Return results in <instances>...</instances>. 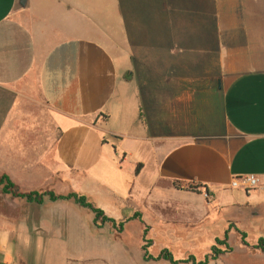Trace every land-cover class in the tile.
<instances>
[{"label": "crops", "instance_id": "obj_1", "mask_svg": "<svg viewBox=\"0 0 264 264\" xmlns=\"http://www.w3.org/2000/svg\"><path fill=\"white\" fill-rule=\"evenodd\" d=\"M162 1L157 18L162 34L154 48L143 41L140 52L127 50L129 40L139 39L132 29L120 28L140 20L132 8L123 11L119 0H0V170L12 178L14 170L46 168L43 160L55 149L59 162L76 167L72 156L83 138L117 116L107 113L106 105L127 107L129 100H114L120 82L141 79V100L130 102L135 101L142 128L154 134L146 141L154 149L155 186L171 196L144 195L127 218L141 214L142 219L127 224L140 221L150 234L145 209L165 222L164 210L190 214L203 202L209 225L225 224L223 233L243 232L242 222L252 228L255 240L247 241L243 232L251 247L241 243L240 250L264 264V252L255 249L264 245V0H204L209 17L192 34L179 26L180 3ZM124 57L131 65L122 72L118 61ZM137 63L141 69L134 68ZM99 143L104 145L103 138ZM139 164L143 169L136 179L146 168ZM249 175L261 179L256 190L231 187L234 179ZM174 182L206 188L194 193L176 189ZM128 195L139 198L133 190ZM81 217L69 212L59 227L24 223L11 235L0 229V263H9L13 253L9 264H36L32 255L40 243L46 264H137L115 239L85 242L81 234L88 226L101 235L115 234ZM140 246L143 261L150 262L146 245ZM234 254L233 248L210 264H228Z\"/></svg>", "mask_w": 264, "mask_h": 264}, {"label": "rangeland", "instance_id": "obj_2", "mask_svg": "<svg viewBox=\"0 0 264 264\" xmlns=\"http://www.w3.org/2000/svg\"><path fill=\"white\" fill-rule=\"evenodd\" d=\"M176 1L177 5L180 3L181 7V14L178 16L182 17V24L180 23L179 25L182 28V33L192 31V34L197 29L200 31V25L204 24V20L202 19L209 17L206 13L207 11L204 9V0ZM143 3H146V5H143ZM162 3V0H119V7L123 11L132 8L131 10L136 21L138 22L140 20L138 24H134L133 26H120L122 29H132L133 34H136L139 39L137 43L135 40L133 42L129 40L126 43L127 46L124 41H120L122 48L126 46L128 50L134 47L140 51L141 49L139 48L143 41L150 48L156 47L159 36L162 34L160 30L162 25L157 21L160 13H162ZM129 42L130 44H128ZM106 43L109 45V42ZM119 51H121L120 48ZM156 56L157 54L154 56L150 55L152 59ZM128 63L125 57L120 58L118 65H121L122 72L126 69ZM130 65L131 62L129 63ZM133 66L134 68L140 67L139 69L142 67L141 63L133 64ZM140 83H142L141 79L131 83L120 82L118 93L114 100H129L126 105L127 109L124 107L123 110H118L117 106H114L113 103L106 105L105 110L107 113L111 116L112 114L117 116L109 125L104 122V125L100 129H96L83 138L84 143L82 140L78 146L80 150L75 149V155L74 157L72 156L76 167L68 168L59 162V157L55 149L53 155L52 153H47L48 160H43L44 164L42 166H47L46 168L14 170L15 175L12 178L9 176V178L15 184V187L23 194L54 192L58 196H68L72 193L86 196L89 201L104 210L108 217L115 219L117 222L130 217L133 213L132 203L140 206L142 197L149 195L151 191L153 192L152 195H164V198L170 199L171 195H169L167 190H161L155 186L157 183V166L155 155L153 154L154 149L150 146L152 143L146 141L150 135L154 134L142 128L136 116L137 107L135 101L133 104L130 102V100H137V97L141 100L140 91L142 88ZM109 85H107L108 89L105 93L110 92L109 90L111 88ZM104 90L105 86L103 87ZM117 111L119 115L123 113L125 117H119ZM157 123L161 122L158 121ZM100 138H103V146H100L102 144V142L101 144L99 143ZM47 141L50 144L51 138H47ZM54 141L56 145L57 139ZM50 148L49 145L47 149L50 150ZM139 163H144L146 168L140 178L136 179L135 173L137 164ZM3 173L0 170V177L7 175ZM130 190L138 194L139 198L132 199V197H129ZM206 207L205 203H198L196 212L190 214L177 213L171 208L166 209L163 211L165 222L163 221V217L152 209L149 211L145 209L143 220L148 226L152 227L147 237L149 242H144L146 227L140 221H132L127 224L121 238L116 236L117 233L109 224L104 227L112 230L115 235H112L109 231H104L101 235L95 229L90 230L91 227L89 226L88 233L83 231L81 235H83L85 242L90 241L94 237L103 242L115 239L125 247L128 259L137 264H167L165 262H144L142 248L140 246L141 243L143 246H148V254L154 258L158 257L162 251L168 250L175 260H187L191 256H194L197 261H203L207 255L213 254V247L216 246L217 239H224L225 236V233L222 232L224 231L225 224L221 225L217 222L216 226L209 225V216L206 212ZM141 210H143V207L137 209L135 212L140 213L142 212ZM75 211L81 214L83 222L85 221L86 224L95 226L94 215L89 210L76 205L74 201L52 202L49 197H46L44 203L38 205L29 203L24 199L6 195L2 188H0V229L10 235L12 231L17 230L16 227H20L24 223L28 224L29 222L38 225V227L47 223L59 227L58 225L62 223L65 215H68L69 212L73 214ZM242 223L241 225L245 230L242 229L241 231L248 234L247 241L250 239L252 241L255 240V234L251 231L252 228L246 226L245 222ZM174 228L176 231L180 230V233H175L173 231ZM38 235L45 236L42 233H38ZM55 235L60 236V234L53 233V236ZM151 239L155 242V245L153 241H150ZM241 241V235L239 233L237 235H229V245L234 248L236 254L229 258L227 263L236 264L241 262L244 264H256L257 262L254 259L246 257L247 255L244 251L240 250ZM39 244L34 245L36 250L33 251L32 258H34L36 264H46L45 260L47 257L43 252V245ZM218 249L224 251L225 247L218 246ZM250 250L252 251V249ZM225 255L227 254L221 256ZM13 257V253H11L8 258L9 263L14 262ZM38 261H41V263Z\"/></svg>", "mask_w": 264, "mask_h": 264}, {"label": "trees", "instance_id": "obj_3", "mask_svg": "<svg viewBox=\"0 0 264 264\" xmlns=\"http://www.w3.org/2000/svg\"><path fill=\"white\" fill-rule=\"evenodd\" d=\"M142 169H143V164H139L136 168V173H135L136 176L140 174ZM173 185L178 190H186L200 194L202 193L201 190L206 188V186L200 183L183 184L181 182H174ZM0 188H2L3 192L6 195H11L14 198H18V199H24L29 203H35L38 205H42L46 197H49L52 202L74 201L76 205L80 206L81 208L89 210L94 215V224L96 227L103 228L104 226L109 224L113 227V230H115L117 236H121L125 232L126 225L129 221L142 219V215L137 214L133 218L124 219L117 222L115 219L108 217L104 210L97 207L93 202L89 201V199L86 196L78 195L75 193L69 194L68 196H58L54 192H45V193L32 192V193L23 194L15 187V184L7 175H3L0 177ZM238 232L241 235L242 244L250 248L251 245L246 241L247 235L243 232H240L239 230ZM229 234L230 232L227 231L225 233L224 239H217L216 246L213 247V254L207 255L203 261H197V259L194 256H191L187 260H175L173 255L168 250L163 251L158 257L154 258L152 256H149L147 251L148 246L143 247V251L145 252V260L150 262L167 261L171 264H210L213 261H217L221 257V255L233 252V248L229 245ZM147 235H148V228L145 230V236H144L145 242L147 241ZM218 246H224L225 250L224 251L219 250ZM255 249L264 252V245L260 244L259 246L255 247Z\"/></svg>", "mask_w": 264, "mask_h": 264}, {"label": "built area", "instance_id": "obj_4", "mask_svg": "<svg viewBox=\"0 0 264 264\" xmlns=\"http://www.w3.org/2000/svg\"><path fill=\"white\" fill-rule=\"evenodd\" d=\"M261 186V179L256 175H249L233 180L231 187L234 189H243L244 191H253Z\"/></svg>", "mask_w": 264, "mask_h": 264}]
</instances>
